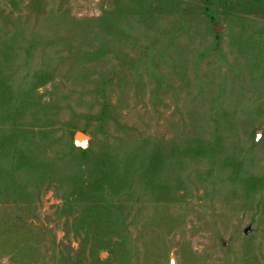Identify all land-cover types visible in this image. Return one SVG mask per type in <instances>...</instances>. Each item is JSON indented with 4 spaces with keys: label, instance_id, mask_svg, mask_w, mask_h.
Wrapping results in <instances>:
<instances>
[{
    "label": "rangeland",
    "instance_id": "rangeland-1",
    "mask_svg": "<svg viewBox=\"0 0 264 264\" xmlns=\"http://www.w3.org/2000/svg\"><path fill=\"white\" fill-rule=\"evenodd\" d=\"M170 255L264 264V0H0V264Z\"/></svg>",
    "mask_w": 264,
    "mask_h": 264
},
{
    "label": "water",
    "instance_id": "water-1",
    "mask_svg": "<svg viewBox=\"0 0 264 264\" xmlns=\"http://www.w3.org/2000/svg\"><path fill=\"white\" fill-rule=\"evenodd\" d=\"M74 142L76 145H79L81 147H87L89 136L83 131H76V133L74 134ZM169 264H176V260L173 255H170Z\"/></svg>",
    "mask_w": 264,
    "mask_h": 264
}]
</instances>
